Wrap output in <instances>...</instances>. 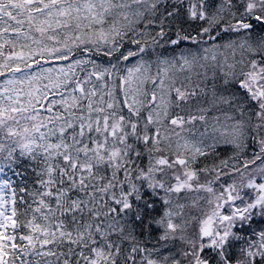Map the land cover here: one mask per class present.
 Instances as JSON below:
<instances>
[{
	"label": "snow or ice",
	"instance_id": "6c2138e0",
	"mask_svg": "<svg viewBox=\"0 0 264 264\" xmlns=\"http://www.w3.org/2000/svg\"><path fill=\"white\" fill-rule=\"evenodd\" d=\"M0 78V264H264V0H0Z\"/></svg>",
	"mask_w": 264,
	"mask_h": 264
},
{
	"label": "trees",
	"instance_id": "16d2710c",
	"mask_svg": "<svg viewBox=\"0 0 264 264\" xmlns=\"http://www.w3.org/2000/svg\"><path fill=\"white\" fill-rule=\"evenodd\" d=\"M126 46H127V45H126ZM167 54H168V55H171V54H172L170 49L168 50ZM151 58H152V59H155V56H152ZM45 66H46V67H51V66H54V65H45ZM0 79H2V78H0ZM149 87H150V86H149Z\"/></svg>",
	"mask_w": 264,
	"mask_h": 264
}]
</instances>
